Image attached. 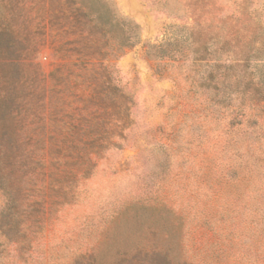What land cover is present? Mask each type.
<instances>
[{"label":"rangeland","instance_id":"obj_1","mask_svg":"<svg viewBox=\"0 0 264 264\" xmlns=\"http://www.w3.org/2000/svg\"><path fill=\"white\" fill-rule=\"evenodd\" d=\"M105 1L139 34L116 99L36 18L0 53V264H264V0Z\"/></svg>","mask_w":264,"mask_h":264},{"label":"trees","instance_id":"obj_2","mask_svg":"<svg viewBox=\"0 0 264 264\" xmlns=\"http://www.w3.org/2000/svg\"><path fill=\"white\" fill-rule=\"evenodd\" d=\"M3 11L0 53L17 45L21 47L20 54L38 52L45 45L47 36L42 33L40 40L32 39L29 25L36 18L43 31L47 26L53 31L48 33L52 34L50 45L58 58L68 59L73 55L81 58L79 63L82 64L77 72L70 74L69 69L63 74L60 72L63 82L68 86L72 84V92L85 97L90 104L93 99H116L119 91L112 85L115 73L113 61L137 44L139 34L136 24L130 25L121 20L105 0H3ZM18 22L23 27L20 36L19 32L16 33ZM94 61L98 62L96 70L88 68L93 66ZM91 120L95 121L92 130H98L101 119L94 115L89 117L88 122ZM2 146L0 143V148Z\"/></svg>","mask_w":264,"mask_h":264}]
</instances>
